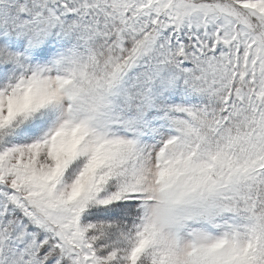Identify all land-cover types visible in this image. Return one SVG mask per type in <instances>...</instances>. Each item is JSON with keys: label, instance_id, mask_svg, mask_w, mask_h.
<instances>
[{"label": "snow or ice", "instance_id": "6c2138e0", "mask_svg": "<svg viewBox=\"0 0 264 264\" xmlns=\"http://www.w3.org/2000/svg\"><path fill=\"white\" fill-rule=\"evenodd\" d=\"M0 264H264V0H0Z\"/></svg>", "mask_w": 264, "mask_h": 264}]
</instances>
